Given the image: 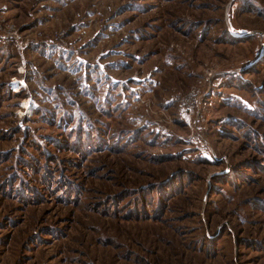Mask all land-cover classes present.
Returning a JSON list of instances; mask_svg holds the SVG:
<instances>
[{
  "label": "rangeland",
  "instance_id": "374dc122",
  "mask_svg": "<svg viewBox=\"0 0 264 264\" xmlns=\"http://www.w3.org/2000/svg\"><path fill=\"white\" fill-rule=\"evenodd\" d=\"M0 264H264V0H0Z\"/></svg>",
  "mask_w": 264,
  "mask_h": 264
}]
</instances>
